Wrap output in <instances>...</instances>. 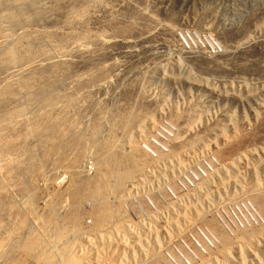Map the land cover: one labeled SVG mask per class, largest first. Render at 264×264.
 Listing matches in <instances>:
<instances>
[{
    "label": "rangeland",
    "instance_id": "374dc122",
    "mask_svg": "<svg viewBox=\"0 0 264 264\" xmlns=\"http://www.w3.org/2000/svg\"><path fill=\"white\" fill-rule=\"evenodd\" d=\"M16 1L0 0L21 19L0 52L26 36L19 76L0 54V264H62L73 242L82 264H264V0ZM131 145L142 171L102 205L99 151L123 167Z\"/></svg>",
    "mask_w": 264,
    "mask_h": 264
},
{
    "label": "bare ground",
    "instance_id": "6f19581e",
    "mask_svg": "<svg viewBox=\"0 0 264 264\" xmlns=\"http://www.w3.org/2000/svg\"><path fill=\"white\" fill-rule=\"evenodd\" d=\"M16 1V0H15ZM18 1V0H17ZM16 1V2H17ZM3 2V1H2ZM5 2V1H4ZM20 2V1H19ZM18 2V3H19ZM23 2H25V0H23ZM7 3V2H6ZM11 3V2H10ZM15 3V2H14ZM17 3V4H18ZM21 3V2H20ZM13 4V3H12ZM16 4V3H15ZM34 4V3H33ZM2 5V4H1ZM6 5V4H5ZM11 5V4H10ZM14 5V4H13ZM18 5H20V4H18ZM28 6V5H27ZM18 7V6H17ZM20 7V6H19ZM23 7V6H22ZM26 7V6H25ZM36 7V6H35ZM1 8V7H0ZM21 8V7H20ZM7 10H5V7H4V9L2 8V10H0V46H1V44H4V41H6L5 39H6V37L8 38V33H6L7 32V30L9 31L10 29H9V26L8 27H6V26H3L2 24H3V22L4 21H6V22H8V23H10L11 25H12V22H13V24H15V20H18V19H15L16 17H15V14H14V12H12L11 10H10V12H8V13H6L7 11H9V9L8 8H6ZM215 9V8H214ZM19 10V9H18ZM14 11V10H13ZM23 11V10H22ZM43 11V10H42ZM214 11H216V10H214ZM23 12H25V11H23ZM20 13V12H19ZM213 13V12H212ZM27 14V13H26ZM37 14V13H36ZM210 14V13H209ZM6 15V16H5ZM18 14L16 13V16H17ZM20 15V14H19ZM22 15V14H21ZM25 14H23L22 16H24ZM30 15H31V13H30ZM212 15V14H211ZM21 17V16H20ZM45 17V16H44ZM25 18V20L26 19H28V16H25L24 17ZM24 18H22V19H24ZM31 18V17H30ZM6 19V20H5ZM8 19V20H7ZM19 21H21V19L19 20ZM19 21H17V22H19ZM29 21V20H28ZM32 21V20H31ZM17 22H16V25H17ZM25 22V21H24ZM24 22H22L23 24L22 25H24L25 23ZM5 23V22H4ZM32 23V22H31ZM27 25H28V23H26ZM9 25V24H8ZM21 25V23H20V26H22ZM20 26H19V28H20ZM14 28V27H13ZM17 29V28H16ZM21 29V28H20ZM23 29V28H22ZM28 29V28H27ZM17 31V30H16ZM15 31V32H16ZM21 32V31H20ZM47 32V31H46ZM11 34V33H10ZM12 34H15V33H12ZM21 34H22V36H19V38L17 39V41L18 42H13V44H11V45H9L5 50H3V51H1L0 52V54H1V57H2V55L4 56V57H6L7 59H8V61H9V63H11L12 65L10 66L9 65V63H8V65H9V69L8 70H10L8 73H7V76H6V78L7 77H14V76H19L20 74H21V70L19 71V70H16L17 68H19L18 66H17V68H16V64H15V62H16V57H17V51L15 50V48L13 47V45L16 47V46H18V45H16V43H20V45H22V43H23V41H25L26 40V36H25V34L23 33V32H21ZM19 35V34H18ZM12 36V35H11ZM13 37V36H12ZM11 39V38H10ZM9 41V40H8ZM13 41V40H12ZM15 41V40H14ZM8 43V42H7ZM28 43V42H27ZM51 43V42H50ZM54 43V42H53ZM5 45H6V43H5ZM4 46V45H3ZM6 47V46H5ZM4 47V48H5ZM3 48V47H2ZM19 48V47H18ZM24 48H26V47H24ZM57 50V49H56ZM59 51V50H58ZM21 52V51H20ZM46 52V51H45ZM43 55V54H42ZM39 56V55H38ZM23 58V57H22ZM51 58V57H50ZM27 60V59H26ZM20 61V60H19ZM7 62V61H6ZM19 63V62H18ZM15 69V70H14ZM23 71V70H22ZM9 77V78H10ZM5 78V79H6ZM26 84V83H25ZM29 84H31V83H29ZM28 85V84H27ZM26 85V86H27ZM10 86V85H9ZM7 87V86H6ZM24 89V88H23ZM22 89V90H23ZM5 91V90H4ZM47 101V100H46ZM44 104V103H43ZM49 104V103H48ZM47 105V104H46ZM33 106V105H32ZM18 110V109H17ZM18 112V111H17ZM21 112H22V110H21ZM9 115V114H8ZM11 116H12V114H11ZM145 116H150L151 117V115H146L145 114ZM127 117V116H126ZM152 117H153V115H152ZM147 118H149V117H147ZM130 119V118H129ZM129 119H128V121H129ZM144 119V118H143ZM150 119V118H149ZM148 119V120H149ZM152 119H154V121H155V118L153 117V118H151V120ZM133 120H134V118H133ZM132 120V121H133ZM2 121V120H1ZM131 121V122H132ZM145 121H146V123H147V120L145 119ZM153 121V120H152ZM154 121H153V124H154ZM156 121H158V120H156ZM155 121V122H156ZM127 122V121H126ZM142 122V121H141ZM1 123V122H0ZM134 123V122H133ZM145 123V122H144ZM149 123H150V121H149ZM193 123V122H192ZM127 124V123H126ZM138 125H139V127H140V124L139 123H137ZM153 124H151V125H153ZM5 125V124H4ZM8 125V124H7ZM113 125H115V124H113ZM129 125V124H128ZM134 125V124H133ZM138 125H136V126H138ZM143 125H146V124H143V122L141 123V126H143ZM116 126V125H115ZM123 126V125H122ZM126 126V125H125ZM149 125H147V127H148ZM151 127V126H150ZM114 128V127H113ZM127 128V127H126ZM136 128V127H135ZM145 129V128H144ZM143 129V127L140 129V133H142V132H144L145 130ZM149 130V128H146V130ZM141 130H144V131H142L141 132ZM137 131H138V128H137ZM95 133V132H94ZM113 133V132H112ZM145 133V132H144ZM92 135V134H91ZM134 135V134H133ZM132 135V136H133ZM141 135V134H140ZM144 135V134H143ZM177 135V134H176ZM111 137V136H110ZM113 137V136H112ZM127 138H130V137H128V136H126ZM136 137H134V139H135ZM177 138V137H176ZM178 138H179V136H178ZM181 138H183V137H181ZM180 138V139H181ZM113 139V138H112ZM131 140V138L129 139V141ZM109 141V140H108ZM136 143V141H134V140H131L130 141V144H132V143ZM178 142V141H177ZM110 143H112L111 141H110ZM96 144V143H95ZM108 145H110V144H108ZM113 145V144H112ZM136 145V144H135ZM135 145H131V149L129 150V152H125V153H127L126 154V156H127V159H126V162H124L123 164V167H121L120 166V161H119V159L117 158V159H115V156H113V155H111V154H109V147L107 148H105V149H107V151H105V153H103V154H101L102 153V151L100 150H98L97 149V151H99V152H101L100 153V155H102L101 157H102V159L100 160L101 162H98V164L99 165H101V166H104L105 168H106V172H103L100 176H99V179L97 180V182H96V184L94 185V187L92 188V190L90 191V194H91V197L93 196V197H96L97 199H99V200H102L101 202H102V205H104L103 203H105L106 201H108V200H106V197L110 194H112V192H114V193H117L118 194V192H119V194H121L120 196H123L122 195V193H123V190H125L126 189V191H127V189L128 188H126V183L128 182V181H131L132 183H133V180L136 178V176L142 171V165H141V162L140 161H142V160H140L139 161V158L136 156V146ZM138 145V144H137ZM98 146H100V145H98ZM101 146H102V144H101ZM106 146V145H105ZM97 147V146H96ZM104 147V146H103ZM116 147V146H115ZM119 147V146H118ZM124 148H125V146H124ZM126 148H127V146H126ZM138 148V147H137ZM115 149V148H114ZM120 150V149H119ZM125 151V150H124ZM117 152V151H116ZM197 152V151H196ZM95 153V152H94ZM111 153V152H110ZM114 153V152H113ZM124 153V154H125ZM205 154V153H204ZM187 155V154H186ZM117 157V156H116ZM121 157V156H120ZM123 157V156H122ZM122 157H121V159H122ZM148 159V158H147ZM94 160V159H93ZM183 160V159H182ZM220 160V159H219ZM95 161V160H94ZM119 161V162H118ZM173 161V160H172ZM180 161H181V159H180ZM184 161V160H183ZM221 161V160H220ZM178 162H179V159H178ZM151 163V162H150ZM163 163V162H162ZM182 162H180V164H181ZM97 164V165H98ZM178 164V163H177ZM179 165V164H178ZM184 165V164H183ZM185 166V165H184ZM223 166V165H222ZM232 166V165H231ZM98 167V166H97ZM165 167V166H164ZM172 167V166H171ZM157 171V170H156ZM219 172V171H218ZM143 173V172H142ZM159 173V172H158ZM217 173V172H216ZM221 174V173H220ZM228 174V173H227ZM226 174V175H227ZM147 175V174H146ZM221 175H223V174H221ZM150 176V175H149ZM167 176V175H166ZM224 176V175H223ZM157 177V176H156ZM155 177V178H156ZM142 178V177H141ZM140 178V180H142ZM222 178V177H221ZM153 179V178H152ZM144 180V179H143ZM211 180V179H210ZM136 182V181H135ZM159 186V185H158ZM204 186V185H203ZM153 187V186H152ZM205 187H207V186H205ZM132 188V187H131ZM137 188V187H136ZM200 188V187H199ZM124 193H125V191H124ZM259 193V192H258ZM118 194V195H119ZM127 194H128V192H127ZM207 194V193H206ZM124 196H125V194H124ZM119 197V196H118ZM119 198H122V197H119ZM260 198V197H259ZM117 199V198H116ZM25 200V199H24ZM106 200V201H105ZM121 200L122 199H118L116 202H118L119 204L121 203ZM126 199H125V197H124V199H123V201H125ZM190 200V199H189ZM234 200V199H233ZM104 201V202H103ZM210 201V200H209ZM31 202V201H30ZM109 202V201H108ZM186 202V201H185ZM255 202V201H254ZM28 203V202H27ZM259 203V202H258ZM264 203V202H263ZM263 203L261 204H257V205H259L258 207L260 208V210H262V212H263V210H264V207H263ZM31 204H29V206H30ZM231 205V204H230ZM19 206V205H18ZM12 207H13V205H12ZM23 207V206H22ZM26 207V206H25ZM201 207V206H200ZM250 207H252L251 205H250ZM24 208V207H23ZM27 208V207H26ZM198 208V207H197ZM258 209V208H257ZM175 210V209H174ZM260 210H258V211H260ZM27 211V210H26ZM121 212V208H120V206L119 205H117L115 208H107V207H105V208H103L102 210H101V212L99 213V215H98V218H99V220L102 222H107V221H110L111 219H114V217H116V216H118V217H120L119 215L121 214L120 213ZM208 212V211H207ZM261 212V211H260ZM261 212V213H262ZM34 213V212H33ZM214 213V212H213ZM52 214H54V213H52ZM186 215V214H185ZM203 215V214H202ZM53 216V215H52ZM204 218V217H203ZM206 218V217H205ZM49 220H51V219H49ZM115 220V219H114ZM207 220H208V218H207ZM120 221V220H119ZM119 221H117V222H119ZM125 221V220H124ZM127 221V220H126ZM129 221V220H128ZM102 222V223H103ZM110 222H113V220L112 221H110ZM123 222V220L120 222V224H117V225H115V227L117 228V233H118V231H121V229L123 228V226L122 225H125L126 223L124 222V224H121ZM174 222V221H173ZM101 224V223H100ZM131 224V223H130ZM129 224V225H130ZM172 224V223H171ZM20 225V224H19ZM127 226V228H128V224L127 225H125L124 226V228ZM131 226H132V224H131ZM135 226V225H134ZM222 226V225H221ZM58 227V226H57ZM17 228V227H16ZM97 228V227H96ZM53 229V228H52ZM115 229V228H114ZM129 229V228H128ZM147 229H149V228H147ZM113 230V229H112ZM116 230V229H115ZM37 231V230H36ZM44 231V230H43ZM143 231V230H142ZM214 231V230H213ZM54 232V231H53ZM71 232V233H70ZM74 232V234H76V235H78L79 234V231H77V229H75L74 228V226H65V227H62L61 229H58L57 230V232L55 231L54 233V235H55V238H57V239H60V238H62V237H64V236H66L65 234H68V233H70V234H72ZM78 232V233H77ZM123 232V231H122ZM212 232V231H211ZM30 233V232H29ZM126 233V232H125ZM152 233V232H151ZM219 233V232H218ZM74 234H73V236H74ZM102 234V233H101ZM222 234V233H221ZM221 234H220V236H221ZM264 235V234H263ZM31 236H33V237H36V235H33V234H29V236L27 237V239L29 238V241H27L26 243L27 244H25V248H27V250L28 249H30V248H32V247H34V245H36V244H34L35 243V241H33V240H31ZM102 236V235H101ZM105 236V235H104ZM147 236V235H146ZM250 236V235H249ZM217 237H219V236H217ZM216 237V238H217ZM224 237V236H223ZM228 237V236H227ZM245 237V236H244ZM128 238V237H127ZM159 238V237H158ZM220 238V237H219ZM252 238H253V236H252ZM49 239V238H48ZM51 239H54V238H52L51 237ZM240 239V238H239ZM243 239V238H242ZM249 239H251V238H249ZM158 240V239H157ZM170 240V239H169ZM38 241V240H37ZM48 241V240H47ZM52 242L54 241V240H51ZM78 241V240H77ZM108 241V240H107ZM144 241V240H143ZM166 241V240H165ZM245 241H246V239H245ZM248 241V240H247ZM95 242V241H94ZM113 242V241H112ZM155 242V241H154ZM1 243H2V241H1ZM38 243V242H37ZM41 243V242H40ZM51 243V242H50ZM55 243V242H54ZM59 243V242H58ZM66 243V242H65ZM78 243V242H77ZM125 243V242H124ZM135 243V242H134ZM160 243V242H159ZM158 243V244H159ZM221 243V242H220ZM76 242L74 243H69V244H65L64 245V247L61 249V253L63 254L62 255V264H82L81 262H80V260L78 259V258H76V257H74L72 254H70V250H72L73 249V251L76 249ZM79 244V243H78ZM77 244V245H78ZM224 244V243H223ZM75 245V246H74ZM80 245V244H79ZM112 245V244H111ZM38 245H36V247H37ZM216 246H217V243H216ZM225 246V245H224ZM39 247H40V245H39ZM81 247V246H80ZM144 247V246H143ZM227 247V246H226ZM75 248V249H74ZM91 248V247H90ZM163 248V247H162ZM216 248H218V246L216 247ZM33 249V248H32ZM35 249V248H34ZM38 249V248H37ZM89 249V248H88ZM130 249V248H129ZM36 250V249H35ZM22 251H24V250H22ZM29 251H31V249L29 250ZM44 251V250H43ZM98 251V250H97ZM227 251H229V250H227ZM39 252V251H38ZM88 252V251H87ZM147 252V251H146ZM51 254V253H50ZM50 254H46V253H44V252H40V254L38 255V257L36 258V259H34V260H36V262H37V264H47V263H50L49 261H52V256L50 255ZM100 254V253H99ZM123 254V253H122ZM89 255V254H88ZM154 255V254H153ZM36 256V255H35ZM155 256V255H154ZM158 256V255H157ZM61 257V256H60ZM135 257V256H134ZM54 258V257H53ZM81 258V257H80ZM99 258V257H98ZM155 258H157V257H155ZM97 259V258H96ZM54 260V259H53ZM106 260V259H105ZM133 260V259H132ZM100 261V260H99ZM44 262H47V263H44ZM60 262V263H61ZM154 262H156V261H154ZM87 263V262H86ZM111 263V262H110ZM122 263V262H121ZM201 263V262H200ZM203 263V262H202ZM152 264V263H151Z\"/></svg>",
    "mask_w": 264,
    "mask_h": 264
}]
</instances>
